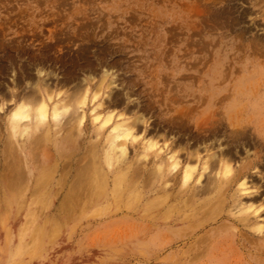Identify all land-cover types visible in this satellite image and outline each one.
I'll return each mask as SVG.
<instances>
[{
    "label": "rangeland",
    "instance_id": "374dc122",
    "mask_svg": "<svg viewBox=\"0 0 264 264\" xmlns=\"http://www.w3.org/2000/svg\"><path fill=\"white\" fill-rule=\"evenodd\" d=\"M40 78L56 100L81 93L82 80L96 99L86 101L79 136L58 161L54 178L63 179L51 207L0 208V264H264V0H0V120L12 108V80L23 93ZM73 111L81 109L58 116L55 141L67 137ZM107 114L132 125L136 139L127 142L123 163L133 185L114 204L113 173L105 166L109 190L102 201L67 217L59 202L87 146L99 138L102 152L109 126L97 131L93 120ZM147 139L168 149L155 157L143 149ZM51 147L44 152L58 154ZM170 154L197 165L195 175L216 156L233 170L242 165L248 190L237 199L258 210L262 237L232 217L240 215L239 207L230 209L239 182L225 195L224 214L205 226L198 227L206 211L193 213L214 192L188 197L178 191L181 183L167 192L175 195L167 206L176 204L181 216L168 226L147 221L143 209L155 208L160 197L147 175ZM208 174L207 168L196 185ZM184 213L192 218L184 221ZM190 232L185 243L180 236ZM157 233L163 235L154 243Z\"/></svg>",
    "mask_w": 264,
    "mask_h": 264
},
{
    "label": "bare ground",
    "instance_id": "6f19581e",
    "mask_svg": "<svg viewBox=\"0 0 264 264\" xmlns=\"http://www.w3.org/2000/svg\"><path fill=\"white\" fill-rule=\"evenodd\" d=\"M37 72L39 77H41L42 68H38ZM49 76H51V73ZM84 82L85 81L82 80V84L79 85L80 89L78 86L76 87L81 93L56 100V92L47 89L48 84L43 78H40L33 86L31 84L26 87L25 90L29 91L22 90L23 93L17 89V84L12 80L13 87L8 94V101L11 103L10 105L12 108L8 112L9 115H5L6 119L3 117L0 120V208L28 207L47 209L51 207L53 202L51 196L55 195L54 198L57 197L58 188L63 179L60 178L59 181L54 178L58 161H63V157L69 152L70 145L74 144L73 141H76V138L79 136L78 127L84 120V117H86L82 110L86 101L90 100V103L94 102L96 99L95 95L89 98L87 84L84 85ZM3 96L5 97V95ZM4 97L0 98V111L3 106H5ZM68 107H71L72 110L80 108L81 112L78 114L73 111L71 117L69 116L66 122L69 125V127H66V130H68L67 137H61L58 141H55L53 138L56 133L54 128H62L61 121L57 120L58 116L65 113ZM94 110L93 108L92 111ZM137 120L139 119L136 118L135 121ZM93 121L98 122L99 126L97 127V131L109 126L107 128L109 132L105 139V144L101 149V153H99L97 145L99 138L97 134L95 135L98 141L90 143L87 146L85 158L81 164L77 166L74 176L67 185L58 205L60 207L59 210L67 217H73L75 211L81 214L89 207L94 208L102 201L105 193L109 190L108 175L105 172V166L109 172L113 173L110 194L113 197L114 204L120 201L125 188L133 185L131 182V168L129 165L123 163L126 155L127 142L132 143L136 139L131 132L132 125L128 126L125 119L114 120L111 114H107L101 119L100 115H95ZM51 146H54L58 154L52 153L50 155L44 152V148H52ZM169 146L172 151L173 148H171V144ZM143 149L144 151L152 150L156 152L155 157H157L162 150H167L168 146L164 145L161 148L157 145V142L152 139H147L143 144ZM143 158H146L145 154H143ZM215 159L216 162L212 164L211 162ZM213 160L209 158L202 162V172L199 175H195L197 165L190 164V161L183 162L182 160V162H180L174 154L154 161L152 171L147 176L151 184H157L158 189L155 190V192L158 193L156 195H160V197L154 200L153 207L155 208H150V206H148L143 209V214L148 218L147 221L151 224L160 221V223L168 226L171 220L175 217L178 219V216H181L179 214L182 210L179 207L176 209V204L175 206H167L168 201L172 199L175 200V195L172 196L171 193L167 194V192L177 183H181V185L184 186V189L179 188L178 191L181 193L189 192L188 197H195L199 191L214 192L211 199L200 203L193 214H197L199 211L198 209H204L206 211L205 217L199 219L200 224L198 227L203 226L209 221H215L217 218L221 217L226 210L227 199L225 195L229 193V190L234 184L239 182L238 188L230 196L232 199L230 209L239 207L236 211L237 214L239 213L240 215L236 216L235 213H232V217H235L237 221L250 232L249 234L252 237H255V235L262 237L263 227L256 221L258 210L250 204L245 206L241 205L240 201L237 199L239 196L246 195L248 190L246 187V178L241 176L242 165L233 170L232 166L228 164L229 162L222 160L220 156H216ZM195 161L198 162V160ZM207 168L209 174L205 176V183H202L200 186L196 185L200 183L203 172ZM171 169L174 170V172H171ZM193 181L195 183L191 185L190 183ZM189 200L190 199H188V201ZM159 206H162L163 209L167 206L164 213L158 209ZM96 211L99 213L102 210L98 209ZM182 215L184 221H188L192 218L189 213H184ZM4 222V220L0 221L1 227L5 226ZM146 229L147 232H150L151 226H147ZM169 233L174 235L173 232ZM160 235L163 234L157 233L154 235V243L159 240ZM191 235L192 232L186 233L180 236V238H184L186 243L192 237ZM148 243L151 244L153 241L148 240ZM148 245L149 244L146 245L145 243L146 247ZM157 246H159V244H157ZM161 246V249L158 248L155 251L156 256H158L159 251L165 248L162 244L160 247ZM147 250L149 251V249Z\"/></svg>",
    "mask_w": 264,
    "mask_h": 264
}]
</instances>
